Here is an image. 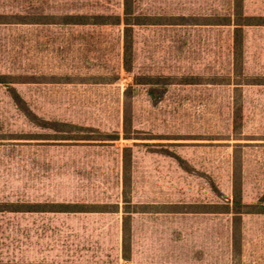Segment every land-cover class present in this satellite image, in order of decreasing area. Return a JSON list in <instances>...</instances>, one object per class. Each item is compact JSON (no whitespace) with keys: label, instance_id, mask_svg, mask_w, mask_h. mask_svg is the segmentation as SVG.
I'll return each instance as SVG.
<instances>
[{"label":"rangeland","instance_id":"rangeland-1","mask_svg":"<svg viewBox=\"0 0 264 264\" xmlns=\"http://www.w3.org/2000/svg\"><path fill=\"white\" fill-rule=\"evenodd\" d=\"M137 13L150 24L134 28L128 72L124 26L91 24L123 18V0H0L1 15L47 18L0 25V74L15 81L23 107L43 121L120 136L58 139L0 85V204L108 211L0 212V263L264 264V213L243 214L238 234L233 214L222 212L236 184L244 204L264 206V85L247 84L264 81V26L244 28L238 71L234 26L208 24L233 17V0H137ZM69 15L90 24H58ZM244 15L264 17V0H244ZM149 77L170 79L165 93L136 84Z\"/></svg>","mask_w":264,"mask_h":264},{"label":"trees","instance_id":"trees-1","mask_svg":"<svg viewBox=\"0 0 264 264\" xmlns=\"http://www.w3.org/2000/svg\"><path fill=\"white\" fill-rule=\"evenodd\" d=\"M234 15L233 17H225L221 21H213L208 23L209 25H232L234 26V45H233V65L235 70L242 71L244 63V28L245 27H260L264 26V17L262 16H245L244 15V0H233ZM44 19L37 18H28V17H11L7 15L0 14V25H9V24H23V25H32V24H44L47 18ZM44 20V21H43ZM94 22L91 24H118L123 25V65L128 72H132L134 67V28L136 26L150 24L149 18L142 16L137 13V0H123V18H118L117 21H108L111 20V17L97 16L94 17ZM58 24L62 25H86L90 24L86 16H65ZM148 81L139 80L136 84H148L152 86H163L164 93L166 86L170 85V79H155L149 77ZM15 81H12L11 77L8 75L0 74V85L5 86L14 102L19 105L22 109L24 101L21 98L19 92L13 85ZM250 85H264V81H254L247 83ZM133 87H129L126 91V98H130L133 93ZM150 95L153 96V91L150 92ZM27 116L43 128L50 129L55 132L61 133V136L58 139L61 140H72V141H105V140H118L119 135H109L104 134L96 130H92L86 127H80L69 123H59V122H48L38 119L29 109H23ZM131 126V119L128 117L127 113L125 115V124L124 131L127 133ZM91 132H94L92 134ZM125 139H132L129 135H126ZM131 149H124V183L127 187L131 181ZM179 162L182 164V161L179 157H176ZM126 192V191H125ZM127 193V192H126ZM104 207H99L97 205H85V204H67V203H28V204H18V203H9V204H0V212L9 211V212H55V213H81V212H108L103 209ZM224 213L233 214V224L234 231L236 233L241 232L242 225V215L251 214V213H264V206L255 208L252 205H246L242 201V189L236 184L234 187V199L232 202V207H227L226 210H223ZM124 223V244H123V258L125 260H130V251H129V240L128 224ZM0 264H9V263H0Z\"/></svg>","mask_w":264,"mask_h":264}]
</instances>
